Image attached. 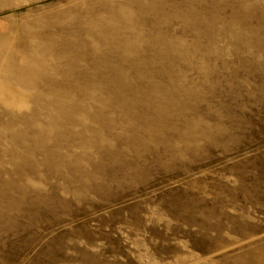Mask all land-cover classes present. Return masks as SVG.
Instances as JSON below:
<instances>
[{
	"label": "rangeland",
	"instance_id": "1",
	"mask_svg": "<svg viewBox=\"0 0 264 264\" xmlns=\"http://www.w3.org/2000/svg\"><path fill=\"white\" fill-rule=\"evenodd\" d=\"M0 264H264V0H0Z\"/></svg>",
	"mask_w": 264,
	"mask_h": 264
}]
</instances>
